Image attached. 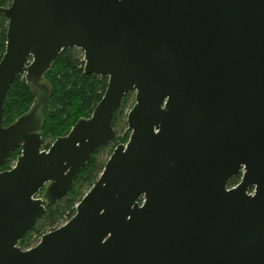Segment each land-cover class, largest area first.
I'll list each match as a JSON object with an SVG mask.
<instances>
[{"label": "water", "instance_id": "obj_1", "mask_svg": "<svg viewBox=\"0 0 264 264\" xmlns=\"http://www.w3.org/2000/svg\"><path fill=\"white\" fill-rule=\"evenodd\" d=\"M0 12V167L22 151L0 172V264H264V0H13ZM73 47L108 87L91 117L43 150L42 79ZM19 75L38 95L4 126ZM135 90L129 142L76 214L23 249L115 138L114 115Z\"/></svg>", "mask_w": 264, "mask_h": 264}, {"label": "trees", "instance_id": "obj_2", "mask_svg": "<svg viewBox=\"0 0 264 264\" xmlns=\"http://www.w3.org/2000/svg\"><path fill=\"white\" fill-rule=\"evenodd\" d=\"M11 2L12 0H0V7H7ZM8 22L6 16L0 12V61L6 52ZM75 49L78 50L77 48H73L61 52L51 70L47 72L44 78L49 88L46 119L43 128L44 143L49 136H54V138L57 139L60 136L68 134L81 117H86L88 114L90 115L104 96L108 86L107 78L95 74H87L85 72L83 63H80L71 52ZM36 98L37 93L29 87L25 78L19 75L13 82L5 100L4 126L13 123L20 115L28 111L34 104ZM116 116L115 114L113 121L114 125ZM19 153V149L15 150L12 156L6 161L3 167H0V169L4 167L9 168L10 162H12ZM93 162H95V156L89 164L81 169L70 193L55 205L47 207V211L41 219L46 217L55 222L60 215H63L66 210H68V208H71L70 218H72L76 213L74 205L77 204L84 195L80 193L81 189H77L79 178L83 172L93 165ZM94 176L95 174L87 176L85 179L87 182H95L96 179H94ZM240 177L241 175L232 178L228 185L230 187L236 185ZM253 189L254 188H251V190ZM59 203H64L65 206L54 210L59 206ZM24 239H22L20 243H22Z\"/></svg>", "mask_w": 264, "mask_h": 264}, {"label": "rangeland", "instance_id": "obj_3", "mask_svg": "<svg viewBox=\"0 0 264 264\" xmlns=\"http://www.w3.org/2000/svg\"><path fill=\"white\" fill-rule=\"evenodd\" d=\"M71 52L76 57V59L80 63H83V66H85V63H86L85 51L80 50V49H78V50L75 49ZM108 83H109V78L107 79V84ZM136 93L137 92L135 90V91H131L129 95H126L124 102L122 104V107L116 113V115H117L116 119H115L116 138L111 143H109L108 146L99 149V151L95 154V162H93V165L91 167H89L88 170H86L85 172H83L81 174V177L79 178V181L77 184V189H81L80 193L84 194L83 197L81 198V200L91 190V188L95 185V183L100 178L101 174L103 173V171L105 169V166H106L108 160L110 159V157L113 154L116 147L119 144H127L129 142L132 132L130 131L129 125H128V115L136 103ZM86 116H89V114ZM55 140H56V138H54V136H49L48 138H46V141L43 145V149L50 148V146L53 144V142ZM19 154L17 155V157L15 159L12 160V162H10L11 164H10L9 168L4 167L0 170L10 169V168L14 167L17 164ZM92 173L95 174L94 179H96V181L95 182H93V181L87 182V180L85 178L87 176L93 175ZM239 175H241V177L238 179L237 184H239L242 180V174H239ZM239 175H237V176H239ZM236 185H234V186H236ZM234 186H232V187H234ZM46 188H47V186H46ZM46 188L42 189V191H40L37 194V198H43L44 197ZM229 188H231V187L229 186ZM252 188H254V187H252ZM253 190L250 189V192L251 191L253 192ZM80 197H78V198H80ZM79 202L74 205L76 212H77V206H78ZM58 205L59 206L56 205L57 208H55L54 210L58 209L59 207L65 206L64 203H59ZM70 210H71V208H68V210H66V212L63 215H60L59 218L55 222H53L51 219L46 218V217H44L43 219L40 218L41 220L39 219V221L36 225L37 228L35 227L36 229L29 231L30 233H28V235L26 237H24L25 239L23 238L24 241L22 243H20L19 245L23 249H26L25 247L30 248V247L36 246L41 241V238L45 233H48L49 231H52V230L64 225L66 222H68L71 219L70 218V214H71Z\"/></svg>", "mask_w": 264, "mask_h": 264}, {"label": "flooded vegetation", "instance_id": "obj_4", "mask_svg": "<svg viewBox=\"0 0 264 264\" xmlns=\"http://www.w3.org/2000/svg\"><path fill=\"white\" fill-rule=\"evenodd\" d=\"M12 2H13V0H12ZM12 2H11V4H12ZM11 4H10V5H11ZM10 5H9V6H10ZM7 7H8V6H7ZM3 14H4V13H3ZM6 18H7V17H6ZM7 19H8V18H7ZM8 21H9V19H8ZM8 26H9V22H8ZM7 34H8V31H7ZM6 47H7V44H6ZM73 48H77V49L83 50V49L78 48V47H73ZM73 48H69V49H73ZM69 49H67V50H69ZM67 50H65V51H67ZM83 51H84V50H83ZM62 52H63V51H62ZM3 56H4V55H3ZM58 57H59V56H58ZM2 58H3V57H2ZM1 60H2V59H1ZM56 60H57V59H56ZM56 60H55V61H56ZM31 61H32V59H31ZM55 61H54V62H55ZM85 61H86V59H85ZM0 62H1V61H0ZM53 64H54V63H53ZM85 65H86V63H85ZM52 66H53V65H52ZM51 68H52V67H51ZM50 70H51V69H50ZM50 70H49V71H50ZM84 70H85V66H84ZM85 72H86V71H85ZM46 74H47V73H46ZM46 74H45V76H46ZM87 74H88V73H87ZM95 75H97V74H95ZM21 76H23V77L25 78L24 75H21ZM45 76L43 77L42 82L45 83V84H47L46 81H45V79H44ZM99 76H100V75H99ZM101 77H102V76H101ZM103 78H104V77H103ZM106 78L108 79V77H106ZM25 80H26V78H25ZM26 82H27V81H26ZM107 87H108V86H107ZM30 88H31V87H30ZM31 89H32V88H31ZM32 90H33V89H32ZM106 90H107V89H106ZM33 91L36 92L37 95H38V91H35V90H33ZM105 92H106V91H105ZM127 94H129V93H127ZM127 94H126V95H127ZM126 95H125V97H126ZM125 97H124V99H125ZM102 98H103V97H102ZM124 99H123V102H124ZM100 101H101V100H100ZM100 101H99V102H100ZM99 102H98V103H99ZM123 102H122V104H123ZM122 104H121V106L117 109V111L122 107ZM97 105H98V104H97ZM97 105H96V106H97ZM96 106H95V108H96ZM95 108H94V110H95ZM94 110H93V112H94ZM117 111H116V112H117ZM93 112H92L89 116H86V118L91 117L92 114H93ZM115 114H116V113H115ZM114 116H115V115H114ZM81 118H85V117H81ZM113 121H114V118H113ZM77 122H78V121H77ZM77 122H76V123H77ZM9 125H10V124H9ZM113 125H114V123H113ZM73 127H74V126H73ZM73 127H72V128H73ZM114 127H115V125H114ZM43 128H44V127H43ZM71 130H72V129H71ZM71 130H70V131H71ZM115 131H116V128H115ZM42 132H43V130H42ZM68 134H69V133H68ZM66 135H67V134H66ZM63 136H65V135H63ZM60 137H61V136H60ZM42 138H43V136H42ZM58 138H59V137H58ZM115 138H116V136H115ZM115 138H114V139H115ZM114 139H113V140H114ZM113 140H112V141H113ZM55 141H56V140H55ZM55 141H54V142H55ZM112 141H111V142H112ZM54 142H53V143H54ZM111 142H110V143H111ZM43 145H44V140H43ZM52 145H53V144H52ZM52 145H51V146H52ZM108 145H109V144H107V145H105V146H102L101 148L106 147V146H108ZM51 146H50V148H51ZM50 148H48V149H43V147H42L43 150H49ZM101 148H99V149H101ZM99 149H97L96 152H97ZM17 150H18V149H17ZM19 150H20V154H19V156H20L22 151H21L20 148H19ZM96 152L93 154V158H94ZM93 158H92V160H93ZM7 160H8V159H7ZM7 160H6V161H7ZM5 163H6V162H5ZM88 164H89V163H88ZM3 166H4V165H3ZM3 166H2V167H3ZM12 168H13V167H12ZM10 169H11V168H10ZM82 169H83V168H82ZM4 170H8V169L0 170V172H1V171H4ZM78 174H79V173H78ZM77 176H78V175H77ZM77 176L75 177V180H76ZM75 180H74V185H75ZM48 185H49V184H47L46 186H48ZM73 187H74V186H73ZM45 188H46V187H45ZM43 189H44V188H43ZM72 189H73V188H72ZM41 191H42V189H41ZM144 201H145L144 197H141V198L139 199V203H140V204H143ZM21 241H22V240H21ZM30 248H31V247H30ZM26 249H29V248H26Z\"/></svg>", "mask_w": 264, "mask_h": 264}]
</instances>
